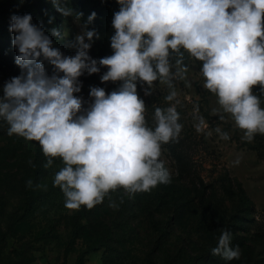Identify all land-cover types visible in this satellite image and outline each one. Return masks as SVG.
<instances>
[{
  "label": "clouds",
  "instance_id": "9594fccd",
  "mask_svg": "<svg viewBox=\"0 0 264 264\" xmlns=\"http://www.w3.org/2000/svg\"><path fill=\"white\" fill-rule=\"evenodd\" d=\"M64 16L72 9L62 0H51ZM110 37L113 54L99 60L89 56L95 30H83L69 45L76 48L65 56L53 46L42 26L32 16L14 15L9 31L17 49L15 64L20 75L6 82L0 97V118L8 125L7 135L38 142L46 158L45 168L55 159L63 167L54 174L53 186L64 196L68 210H87L109 197V207L119 205L110 193L122 189L132 196L171 182V173L160 159L162 145L177 140L182 130L176 106L154 111V129L145 119L146 105L137 92V82H154L171 91L167 102L176 99L174 81H187L190 59L201 62L203 87L217 97L214 114L224 120L228 114L241 139L251 143L264 135V109L253 94L264 93V0H116ZM92 13L88 22L95 18ZM52 36H60L51 29ZM174 59V64L172 63ZM45 62L52 67L49 75ZM107 71L101 82H122L117 90L91 87L92 102L85 109L79 77ZM173 69H175L173 71ZM179 101L177 100V104ZM202 122V121H201ZM223 140L227 132L216 129ZM31 163V161H29ZM236 164L239 160L235 161ZM32 187V181H27ZM123 203V197L120 198ZM213 256L238 260L239 246L231 247V234L223 230Z\"/></svg>",
  "mask_w": 264,
  "mask_h": 264
},
{
  "label": "rangeland",
  "instance_id": "374dc122",
  "mask_svg": "<svg viewBox=\"0 0 264 264\" xmlns=\"http://www.w3.org/2000/svg\"><path fill=\"white\" fill-rule=\"evenodd\" d=\"M62 4L72 9L71 16L58 12L51 0H0V97L5 83L21 72L15 64V34L9 31L14 15L30 14L32 23L42 26L65 56L75 55L76 48L69 45L85 27L99 36L93 38L91 58L113 54L112 19L120 7L116 0H62ZM92 13L96 15L89 23ZM53 28L59 37L51 35ZM184 63L190 86L174 81L177 97L171 102L165 100L171 91L166 85L154 82L152 94L145 95L147 85L137 82L149 127H155L157 107L175 105L179 113L180 135L162 145L160 157L171 182L132 196L122 189L110 193L117 209L109 207L106 197L91 210L83 206L68 210L61 190L53 186L62 162L55 159L52 167L45 168L41 149L33 180L36 142L9 137V125L0 118V264H264V135H255L251 143L243 141V132L228 114L224 120L214 114L219 105L203 87L201 62L185 53ZM45 68L51 75L47 62ZM106 71L101 67L99 73L79 77L81 91L74 95L82 98L85 109L92 102L91 87L106 93L120 87L119 81L101 82ZM253 94L264 109L259 86ZM217 128L230 139H221ZM223 230L231 234V247L239 246L238 260L211 254Z\"/></svg>",
  "mask_w": 264,
  "mask_h": 264
},
{
  "label": "trees",
  "instance_id": "16d2710c",
  "mask_svg": "<svg viewBox=\"0 0 264 264\" xmlns=\"http://www.w3.org/2000/svg\"><path fill=\"white\" fill-rule=\"evenodd\" d=\"M34 151L35 152H34V161H33V173H34L33 180L38 175V161H39V156H40V152H41V147L38 144V142H36V144H35Z\"/></svg>",
  "mask_w": 264,
  "mask_h": 264
}]
</instances>
